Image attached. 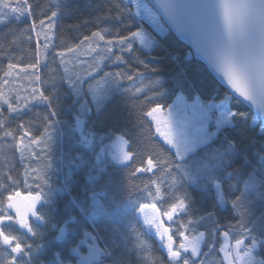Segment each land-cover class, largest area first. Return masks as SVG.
<instances>
[{"label": "snow or ice", "instance_id": "6c2138e0", "mask_svg": "<svg viewBox=\"0 0 264 264\" xmlns=\"http://www.w3.org/2000/svg\"><path fill=\"white\" fill-rule=\"evenodd\" d=\"M122 4V7L117 5L120 12H127L141 19L146 17L158 31H164L160 19H165L177 33L189 41L196 54L205 61L208 69L214 72L229 90L220 98L219 103L213 100L205 104L197 96L189 105L183 96H178L177 105L169 106L167 115H164V106L159 103L143 112V116L154 126L156 135L164 145H167L170 155L164 157L162 153L157 152L144 141H138L142 148L147 149V152L132 174L155 175L156 170H160L171 179L174 185L188 182L204 190H214V207L227 203L222 186L223 180L235 179L236 185L230 187H235L240 194L232 201L233 209L244 208V200L251 196L264 202V154H259L258 166H254L251 171L245 172L242 166L235 172H228L237 155H244L246 163L249 162L246 153H242L237 144L227 138L220 147H211L219 138V133L225 131L227 127H234L237 120L248 121L247 112L231 109L230 105L233 101L237 104L243 102L250 110H254L250 126L256 127L258 123L264 125V0H155L154 5H150V0L143 3L141 0H126V2L122 0ZM133 7L136 9L135 12ZM66 9L67 0H53L46 10L41 8L44 18L32 19L29 26L20 30L19 34L9 29L0 39V56H9L7 69L3 70V77H0V140L15 141V150H19L21 155L31 144L43 145L45 149H49L52 136L48 128L55 123H60L50 119L58 114L52 110L43 116L46 124L44 135L41 137H33L30 125L25 123H20L16 129L10 127L12 115L20 113L30 103L43 102L52 109V97L45 95V92L39 88H32L28 96L9 95L14 91L9 87L13 83V80L9 78L18 76L21 72L27 73L31 69L33 71L28 78L42 82L41 76L36 74L41 62V48L44 50L45 60L49 50L52 49L54 57H59L61 63H64L68 53L81 55L95 53L91 65L95 72L100 71L105 61L126 63L122 55L115 54V48H118L121 53H132L134 45L138 43L141 49H147L149 53L152 51L154 40L146 36L144 30L139 27L128 35H116L112 38H106L107 30L100 29L93 31L90 36H84L74 46L55 51L54 36L48 33L52 32L56 19ZM34 15V5L30 0H15V3L13 0H0V30H3L4 26L10 24L12 20L19 22L25 17ZM116 18L119 19V15ZM33 34L37 37L36 60L34 63L20 67V58L11 56L7 49L11 46L18 47L24 42V37L27 41H31ZM8 35H12L14 39L7 41ZM41 36L44 40L42 45L39 43ZM138 62L143 64V61L138 60ZM144 66L147 67V65ZM88 75L91 77L92 72ZM140 76L141 74L135 71L132 73L104 72L103 74L105 82L114 91L123 89L124 92L133 95H140L146 88H156L160 85V81H152L149 85H144ZM125 81L129 82L127 88H124ZM69 83L74 95L81 97V85L84 83L81 77L70 79ZM54 86L55 81H53ZM88 92L91 94L96 110H101L107 99L108 89H101L97 83L96 87L90 85ZM4 106L9 114L7 117L4 115ZM177 106L184 110L190 108L191 117L185 113L183 118H178L179 110L174 111ZM90 111L85 101L74 115V124H69L71 131L78 133L77 142L84 148H92L97 135L88 127L86 117ZM214 113H218L214 119L215 131H210L209 123ZM260 134L264 135V127H260ZM26 138L28 145L24 144ZM107 139L111 143L106 148L111 151L112 159L117 164L130 167L135 162V158L140 155L139 152L132 150L133 142L128 134L119 129L109 132ZM50 168L49 161L44 165V169L32 170L35 178L42 180L45 186L48 184L45 169ZM2 179L15 183L10 173L4 174ZM241 184L242 188L239 187ZM151 186L155 187L156 196H159L161 192L159 181L152 180ZM37 187L39 188L40 185L37 184ZM0 189H4L2 183H0ZM145 192L148 197L153 196L149 185L145 186ZM186 200V196L176 198L164 210L156 202H137L133 210L138 213H144L145 209H152L151 215H143L142 222L146 232H141L132 225L127 232L113 229L114 233L120 232L122 237L121 242L116 243L107 241L101 235L103 229L100 228L98 216L95 213L89 214L87 209H84L87 219H79L68 214L62 221L53 223L37 207V205L44 207L50 203L47 193L42 190L34 194L29 192L27 195H22L20 191L8 192L0 200V249L8 252L7 258L0 261V264H44L33 255V245L23 242L22 233L18 235L12 231L13 226H18L17 231L26 230L33 237L43 236L33 226V219L37 226L50 225L52 229L58 230L59 235L54 237L55 240H64L68 256H65L63 251L55 252L56 258L53 264H73L70 259L73 254L76 258L74 264H130L128 257L132 249L129 248L127 241L131 240L135 249L146 251L149 245L144 236L148 233H154L160 238L167 253L168 264H207L208 258L216 251L215 243L205 239V232H196L195 229L192 235L188 232L190 226L205 219H211L214 212L206 211L198 220L189 219L187 223L180 222L176 217L179 214H188L190 207ZM96 207L103 216L111 220L110 213L99 205ZM243 215L244 213H241L242 217ZM89 220L91 229H89ZM174 224H178L175 231L172 227ZM233 232L238 235L233 237L234 244L229 245L227 239ZM222 235L226 242L219 247V252L223 253L220 264H264V257H261L264 253V215L248 222L241 219L235 228L224 231ZM177 237L180 238L178 243ZM102 241L103 246H101ZM84 246L87 249L86 255L81 254ZM36 247L39 249L43 245ZM204 248H207V251ZM48 250L52 251V248L49 247ZM109 258H111L110 261Z\"/></svg>", "mask_w": 264, "mask_h": 264}, {"label": "trees", "instance_id": "16d2710c", "mask_svg": "<svg viewBox=\"0 0 264 264\" xmlns=\"http://www.w3.org/2000/svg\"><path fill=\"white\" fill-rule=\"evenodd\" d=\"M30 2L34 5L35 15L25 17L19 22L12 20L10 24L4 26L3 30H0V39L9 29L19 34L20 30L29 26L32 19L44 18L41 8L46 10L53 0H30ZM117 5L122 7V0H67L66 11L58 16L54 29L48 33L54 36L55 51L74 46L84 36H90L93 31L106 29V38H112L116 35H128L139 27L154 40L150 53L147 49H141L138 43L134 45L132 53H121L118 48H115V54L122 55L126 63L117 64L111 60L105 61L100 71L95 72L91 67L95 53L91 55L68 53L64 63H61L59 57H54L52 49L49 50L45 60L44 50L41 48V62L36 74L41 76L42 82L28 78L32 74L31 69L27 73L21 72L18 76L14 75L9 78L13 80V83L9 85L14 89L9 93L13 97L17 94L22 97L28 96L34 87L52 97V109H49L43 102H35L30 103L20 113L13 114L10 123L12 129H16L20 123H25L30 125L33 137H41L44 135L46 124L43 116L52 110L58 114L50 119L60 121V123H55L48 128L52 136L49 149H45L43 145L31 144L21 155L19 150H15V141L0 140V183L4 185V189H0V200L11 191H20L27 195L29 192L34 194L42 190L48 194L50 203L44 207L40 205L37 207L53 223L62 221L68 214L79 219H87L84 212V209H87L89 214L95 213L98 216L100 228L103 229L101 235L109 242L120 243L122 240L120 232L114 233L113 229L127 232L129 226L132 225L139 231L146 232L137 212L133 210L137 202H156L164 210L176 198L186 196V203L190 205L188 214H179L176 219L187 223L189 219L198 220L206 211L214 212L211 219H205L190 226L188 234H194L193 229L196 232H205V239L216 245V251L208 258L207 264H220L223 258L222 253L219 252L222 233L235 228L241 219L248 222L264 215V202L251 196L244 200V208L233 209L232 201L240 194L235 187H230L236 185L235 179L225 178L223 180L222 186L226 193L227 203L214 207V190H204L188 182L174 185L171 179L160 170H156L155 175L151 173L133 175L132 173L134 168L140 165L147 152V149L142 148L138 141H144L145 144L162 153L164 157L170 155L167 145H164L162 140L155 135L154 127L143 116V112L157 103L167 108L178 94L188 100L199 96L204 103H210L213 100L219 103L220 98L228 91L213 77L206 66L193 56L190 48L175 36L162 19L160 22L164 28L163 32L152 28L145 21L127 12H120ZM118 15L119 19L116 18ZM13 39L12 35L7 36V41ZM39 43L41 45L44 43L43 36L39 38ZM36 47L37 37L33 34L31 41H27L24 37V42L18 47L11 46L7 51L11 56L19 57L20 67H23L35 62ZM138 60L143 61V64ZM8 63L9 56H0V77H3V70L7 69ZM117 71L139 72L140 80L144 85H149L152 81H160V85L156 88H146L140 95L126 93L123 89L114 91L105 82L103 74ZM89 72H92L91 77L88 75ZM77 76L84 81L81 85L82 96L79 98L74 95L69 83L70 79L74 80ZM53 81H55L54 87ZM97 83L101 89H108L107 99L99 111L96 110L91 94L88 92L89 86L96 87ZM128 86L129 82L125 81L124 88ZM85 101L91 109L86 117L88 127L97 134L92 148L82 147L77 142L78 133L72 132L69 128V124H74V115ZM230 107L233 111L247 112L248 121L237 120L234 127H227L225 131L219 133V138L211 147H220L225 138L232 140L242 153H246L249 162L246 163L244 155H237L228 172H235L242 166L245 172L251 171L254 166H258L259 154H264V135L260 134L259 123L256 127L250 126L254 113L243 102L237 104L233 101ZM4 115L5 117L9 115L6 106H4ZM113 129L127 133L133 142L132 150L140 153L130 167L117 164L108 156L101 160L97 159L100 151L111 143L107 139V134ZM24 144L28 145L27 138ZM49 161L51 168L45 169L48 180L45 186L42 180L35 178L32 170L44 169V165ZM9 173L15 183L2 179L4 174ZM152 180H158L160 183L159 196H156L155 187L151 186ZM37 184L40 185L39 188ZM146 185L150 186L153 192L152 197L146 195ZM239 187L242 188L243 185ZM96 205L110 213L111 220L103 216ZM241 213H244L243 217ZM32 222L43 236L33 237L26 230L17 231L18 226H13L12 231L18 235L22 233L23 242L33 245L32 251L35 257L44 264H53L56 258L55 252L63 251L64 255L68 256L64 240L54 239L59 235L58 230L52 229L50 225L37 226L34 219ZM70 226L74 227V225ZM172 227L175 231L178 224ZM89 229H91L90 220ZM237 235L238 233H231L228 238L230 243H234L233 237ZM144 239L149 245L146 251L135 249L131 240L127 241L129 248L132 249L128 257L130 264H168L167 255L157 239L149 233L144 236ZM179 239L177 237V243ZM37 245H43V247L37 249ZM101 246H103V241ZM49 247L52 251L48 250ZM86 250L84 246L82 253ZM204 250L207 251V248ZM7 256L8 252L0 249V261L6 259ZM261 257H264V253ZM70 259L74 264L76 259L74 254Z\"/></svg>", "mask_w": 264, "mask_h": 264}, {"label": "rangeland", "instance_id": "374dc122", "mask_svg": "<svg viewBox=\"0 0 264 264\" xmlns=\"http://www.w3.org/2000/svg\"><path fill=\"white\" fill-rule=\"evenodd\" d=\"M124 2H126V0H124ZM141 2L143 3V2H147L146 0H141ZM136 11V9H135V7H133V12H135ZM137 19H139V20H143V21H145L146 23H148L152 28H154V29H156L155 28V26L152 24V22L148 19V18H144V19H141L139 16H135ZM161 23V22H160ZM157 30V29H156ZM144 33H145V35L147 36V34H146V32L144 31ZM178 96H183V95H181V94H178L177 96H176V98L174 99V101L172 102V104H170L169 106H173V105H177V97ZM184 97V96H183ZM196 99V98H195ZM195 99H193V100H188V99H186L185 97H184V100L187 102V104H189V105H191L192 103H193V101L195 100ZM205 104H207V103H205ZM169 106L167 107V108H164V115H167V112H168V108H169ZM177 110H179V117L178 118H183V116L185 115V113L189 116V117H191V115H192V111H191V109L189 108V109H186V110H184V109H179L178 108V106H177V108H174V111H177ZM216 115H218V113H214L213 114V119H212V121H210V123H209V130L210 131H215V127H214V119H215V116ZM154 127V126H153ZM260 127H264V125H260L259 124V130H260ZM155 129V128H154ZM155 135H156V133H155ZM157 136V135H156ZM158 137V136H157ZM159 138V137H158ZM160 139V138H159ZM106 156H108V157H110L111 159H112V153H111V151L109 150V149H107V148H103L101 151H100V153H99V155L97 156V157H99V159L98 160H101L102 158H104V157H106ZM113 160V159H112ZM114 161V160H113ZM115 162V161H114ZM22 195H24V194H22ZM38 206V205H37ZM144 214H148V215H151L152 214V209H145L144 210V213H138L137 212V215H138V217H139V219H140V221H141V224H142V226L144 227V229L146 230V227L143 225V215ZM165 219V223L167 222L166 221V218H164ZM149 234H151L152 236H154L156 239H157V241H158V243H159V245H160V247L165 251V253H166V250L163 248V246H162V243H161V241H160V238L158 237V236H156V235H154V233H149ZM226 242V239H225V237H223V235H222V244L223 243H225ZM227 243H229V245H232V244H234V243H230V241H229V239H227ZM82 255H86L87 254V250L85 251V253H81ZM166 255H167V253H166ZM222 256H223V253H222Z\"/></svg>", "mask_w": 264, "mask_h": 264}, {"label": "water", "instance_id": "95a60500", "mask_svg": "<svg viewBox=\"0 0 264 264\" xmlns=\"http://www.w3.org/2000/svg\"><path fill=\"white\" fill-rule=\"evenodd\" d=\"M147 1V0H146ZM155 4V0H150V5H154ZM155 10V9H154ZM160 16L162 17V13L160 14ZM163 20V22L166 24V26L175 34V36L180 40L182 41L183 43H185L191 50L193 56L198 59L199 61H201L205 66L206 68L208 69L205 61H203L195 52V49L193 48V46L189 43V41L185 38H183L179 33L176 32V30L163 18H161ZM209 72L213 75V77L227 90V87L224 85V83L220 80L219 77L216 76V74L214 72H212L210 69H208ZM245 104V103H244ZM252 112L254 113V110H252Z\"/></svg>", "mask_w": 264, "mask_h": 264}]
</instances>
